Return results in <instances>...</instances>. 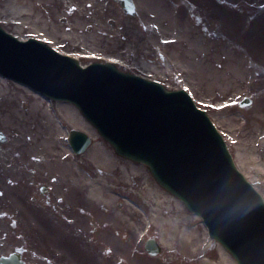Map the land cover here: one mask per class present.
Wrapping results in <instances>:
<instances>
[{
	"label": "rangeland",
	"instance_id": "obj_1",
	"mask_svg": "<svg viewBox=\"0 0 264 264\" xmlns=\"http://www.w3.org/2000/svg\"><path fill=\"white\" fill-rule=\"evenodd\" d=\"M134 2L130 15L116 0H86V12L99 10L102 17L99 23L87 18L85 39L79 34L51 43L35 36L32 22L20 25L17 7L37 0H0V25L21 40L34 37L70 53L82 65L114 61L121 71L186 90L223 134L239 170L264 195V183L253 178H264L258 156L264 115L258 106L240 104L264 89V0ZM67 15L76 25V11ZM0 92L6 96L0 101V257L18 252L26 264H214L223 260L222 246L237 264L199 214L163 188L146 164L116 153L73 103L49 99L1 74ZM78 115L95 134L87 150L75 154L69 131L83 130ZM96 150L119 163L111 165ZM77 179L84 184H75ZM94 180L104 197L89 196L92 186L85 182ZM188 231L207 238L195 253L181 243ZM149 238L161 246L159 255L145 250Z\"/></svg>",
	"mask_w": 264,
	"mask_h": 264
},
{
	"label": "water",
	"instance_id": "obj_2",
	"mask_svg": "<svg viewBox=\"0 0 264 264\" xmlns=\"http://www.w3.org/2000/svg\"><path fill=\"white\" fill-rule=\"evenodd\" d=\"M116 1L126 14L135 15L134 0ZM0 74L72 102L116 153L146 164L163 188L199 214L237 264H264V198L186 90H169L110 62L83 66L39 39L21 40L1 25ZM69 141L80 154L92 137L72 129ZM145 249L151 256L161 252L155 238L147 240ZM0 264L26 262L13 252L2 256Z\"/></svg>",
	"mask_w": 264,
	"mask_h": 264
},
{
	"label": "bare ground",
	"instance_id": "obj_3",
	"mask_svg": "<svg viewBox=\"0 0 264 264\" xmlns=\"http://www.w3.org/2000/svg\"><path fill=\"white\" fill-rule=\"evenodd\" d=\"M14 1V0H11ZM86 0H37V3L29 6L26 4H21L20 8H18V10L20 11V14H18V16L20 17L18 23H20V25L22 23H24L25 21H28V23H33L32 27L34 30V34L35 36H37L38 38H43L46 39L48 41H50L51 43L56 42L57 38H66L69 40H77V37L79 36V34H81V36L85 39L86 38V31H90L91 30V26L85 27V22L87 20V18H89V13L92 14L93 12H86V4H85ZM13 2H11L12 4ZM36 5L38 7H36ZM37 9V10H36ZM73 10L76 11V25H72L70 24L69 20H68V12H72ZM44 12V14H41V12ZM99 10L96 12H94V15H91L90 20L93 23H99V20L102 17V14ZM17 16V17H18ZM94 17V18H93ZM18 19V18H17ZM97 19V20H96ZM112 29L109 27H104L103 28V32L108 34V33H112L111 32ZM80 36V37H81ZM17 37V36H16ZM19 38V37H18ZM21 39V37L19 38ZM162 41H160V45H161ZM132 47L136 48V49H140V47L135 43L132 45ZM63 52V51H61ZM64 53V52H63ZM66 53V52H65ZM86 53V52H85ZM66 54H70V53H66ZM111 60V59H110ZM4 99H6V96L4 93L0 92V101L3 103L5 102ZM70 102V101H67ZM72 103V102H70ZM1 107V106H0ZM6 109V108H5ZM2 110V107L0 108V111ZM4 111H2L3 113ZM13 112L10 111V117H12L14 114H12ZM77 126L79 128H82L83 130L87 131L89 134L94 135L95 131L92 128V126L85 121L80 115H78V123ZM96 128V127H95ZM247 147H246V158L250 159L251 154L249 152V149L251 148L252 142H251V138H247ZM2 145V144H1ZM203 146V144L201 143L198 147L201 148ZM1 153L3 155H6V152L4 150H1ZM101 152H99L98 150H96V154H99L100 157H102V159L104 160H108L110 161L111 165H115L116 163H119V161L117 160V158L111 154H107L106 152H102V154H100ZM75 184L78 185H83L84 184V180H74ZM85 184H89L92 186V188L89 190V196L91 198H97L99 199L105 196V190L102 186H97V181H88L85 182ZM97 196V197H96ZM176 196V195H175ZM177 197V196H176ZM181 212H183V209ZM185 233V234H184ZM182 237H181V243L182 246H184L186 248V246L189 248V252L190 253H195L197 251V245L199 247H201V244L204 241H207V238H198V237H194V234L191 232H184ZM191 237V238H190ZM193 237L196 239L195 241L193 240ZM201 239V240H200ZM185 241L188 242L187 244H185ZM199 242L200 245H199ZM211 247V246H210ZM219 252L221 253L222 256V261L226 262V264H234L233 261L231 259H229V256L227 255L226 250L220 246L219 247ZM221 262H216L214 264H222ZM202 264H209L208 262H203Z\"/></svg>",
	"mask_w": 264,
	"mask_h": 264
},
{
	"label": "flooded vegetation",
	"instance_id": "obj_4",
	"mask_svg": "<svg viewBox=\"0 0 264 264\" xmlns=\"http://www.w3.org/2000/svg\"><path fill=\"white\" fill-rule=\"evenodd\" d=\"M259 87L264 88V84H260ZM242 101L244 103L243 107H245L246 109H252L253 107L258 106V110L256 109L257 112H259V113L261 112L262 115H264V89H262V91H260L259 94L252 93V94H249V95L243 97ZM261 118L264 119V117H261ZM250 120H252V119H250ZM260 125H261L260 128L262 130H264V122L260 123ZM250 126H251V124H250ZM262 135H263V138H262V143L258 148L259 149L258 156H259V158H260V160L264 166V134L262 133ZM252 167H251V169H252ZM259 172H263V174H264V170L259 171ZM253 178L256 180L254 182H257L259 184L264 183V178H262V177L260 178L259 176L253 174ZM263 197H264V195H263ZM19 254H21V253H19Z\"/></svg>",
	"mask_w": 264,
	"mask_h": 264
}]
</instances>
